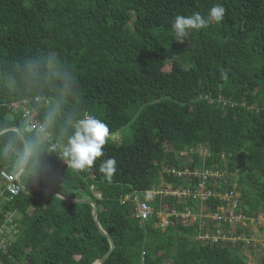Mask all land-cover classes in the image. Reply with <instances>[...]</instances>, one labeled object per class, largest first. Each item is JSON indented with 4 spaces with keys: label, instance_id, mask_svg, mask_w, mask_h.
<instances>
[{
    "label": "trees",
    "instance_id": "obj_1",
    "mask_svg": "<svg viewBox=\"0 0 264 264\" xmlns=\"http://www.w3.org/2000/svg\"><path fill=\"white\" fill-rule=\"evenodd\" d=\"M217 4L226 9L223 20L189 29L181 48L172 27L176 16L207 17ZM220 95L236 105L209 99ZM37 97L50 99L49 105L34 103ZM23 99L31 101L58 150H50L12 105ZM252 105L264 106V0H0V172H14L24 158L19 133L7 130L17 127L31 151L20 175L24 187L97 203L99 223L116 245L104 264H250L239 246H256L252 222L243 228L249 245L205 243L197 238L206 231L199 221L187 225L174 218L161 228L156 214L141 222L132 217L134 204L121 199L134 192L144 198L162 183L188 186L164 169L200 167L194 150L205 147L207 167L232 173L217 189L235 188L255 225L264 218V109ZM85 112L103 120L109 136L131 125L132 139H107L103 155L77 171L62 149ZM110 157L117 164L108 182L99 168ZM160 199L150 202L156 211L202 208L189 198L169 196L162 205ZM0 200L6 245L0 264H93L110 249L89 204L46 191ZM221 204L211 199L206 206L215 212ZM8 212L13 222L4 223ZM256 225L264 240V224Z\"/></svg>",
    "mask_w": 264,
    "mask_h": 264
},
{
    "label": "built area",
    "instance_id": "obj_2",
    "mask_svg": "<svg viewBox=\"0 0 264 264\" xmlns=\"http://www.w3.org/2000/svg\"><path fill=\"white\" fill-rule=\"evenodd\" d=\"M209 99L211 102L217 103L223 107H234L236 105L235 102L221 95L217 98ZM33 101L34 103L40 102L44 105H49L50 103V99H42L38 97ZM12 105L21 108L22 118L24 121L43 136V138L49 143L50 150L56 151L60 148V145L54 141L53 134L46 129L45 125L35 118L30 100L23 99L13 103ZM242 105L246 106L245 103H242ZM248 108L259 111L264 109V106L259 107L258 105H252ZM88 115L91 114L85 112L83 118ZM40 129H44V131L41 132ZM194 151L203 162L200 167H167L164 169V172L168 173L169 176L188 180V186L172 187L171 184L162 183V185L158 188L145 191L143 193L144 198L141 197L140 192H134V194H128L123 197L121 199V203L131 202L134 204L132 217L140 220L141 222L150 220L153 215L156 214L161 228H166L169 225H172L174 218L176 221L187 225L194 224L196 221H199L202 227H206V231L197 236V238L205 243L219 244L231 242L236 245L244 242L246 245H249L252 239L243 231V228L249 225V222H252L253 224V218L241 209V197L239 192L235 188L217 189V185L226 183L232 173L228 175L226 170L227 168L222 169L218 167H207L205 162L210 157V151L207 148L197 147ZM185 155L186 152L180 153V156L182 157ZM0 176L5 186L2 190H0V195L8 201H13L14 198L22 191L19 184L20 176L16 174L15 171L12 173L1 171ZM90 189L93 191L94 186H91ZM96 195L98 198H101L100 193H96ZM158 196L161 198V205L167 197L173 196L179 201L186 200L188 198L198 201L202 204V208L196 212L189 208L179 212L176 209H168L165 206H162L156 211L150 202ZM211 199L219 200L222 203L217 207L215 212H212L209 210V207L206 206ZM13 219L14 214L12 212H8L4 223H11L13 222ZM208 222H213L215 224L212 230L208 226H205ZM224 224H227L230 227L225 229L223 227ZM4 228L5 225L0 227V250L3 252L6 251V245L3 239L5 235Z\"/></svg>",
    "mask_w": 264,
    "mask_h": 264
},
{
    "label": "clouds",
    "instance_id": "obj_3",
    "mask_svg": "<svg viewBox=\"0 0 264 264\" xmlns=\"http://www.w3.org/2000/svg\"><path fill=\"white\" fill-rule=\"evenodd\" d=\"M226 9L223 5L217 4L209 9L207 17L200 13H193L191 16L179 15L173 21L172 27L175 30L176 41L183 42L189 29L200 30L207 28L210 22H221ZM221 78L227 79L226 71L221 70ZM41 132L44 129H40ZM109 137V127L101 119L88 115L79 119L71 125V134L67 137V143L63 146L62 156L68 167L77 170H87L97 158L103 155L102 148ZM117 161L110 157L100 163V172L104 178L111 182L116 172Z\"/></svg>",
    "mask_w": 264,
    "mask_h": 264
},
{
    "label": "water",
    "instance_id": "obj_4",
    "mask_svg": "<svg viewBox=\"0 0 264 264\" xmlns=\"http://www.w3.org/2000/svg\"><path fill=\"white\" fill-rule=\"evenodd\" d=\"M10 129L15 130L16 132L19 133V135H20V137H21V139H22V141L24 143V146H25V155H24V158H23L21 164L15 170V173L20 176L21 173L24 171L25 167L28 164L31 151H30V147H29V145L27 143V140H26L25 136L20 132V130L17 127L7 128V130H10ZM19 184H20V186L22 188V191L23 192H26V193H32L34 191H46V192H50V193H52L54 195H57V196H59L61 198H64V199L69 200V201H72V202L85 203V204L91 205L92 206V216L94 218V221H95L98 229L100 230V232L104 236H106L108 238V240L110 242V249H109V251L103 257H101L97 261H95L93 264H104V262L107 260V258L111 255V253L115 249L116 245H115V242L113 241V239L103 230V228L101 227V225L99 223V220H98V206H97V203L94 200H92V199H71V198H66L63 195H61L60 193H57L56 191L51 190V189H48L46 187H36L35 189L29 190V189H27L26 187L23 186V184L21 183V181H19ZM257 230H258V228H257ZM259 236H260V233L257 236L254 237V240L256 241Z\"/></svg>",
    "mask_w": 264,
    "mask_h": 264
},
{
    "label": "rangeland",
    "instance_id": "obj_5",
    "mask_svg": "<svg viewBox=\"0 0 264 264\" xmlns=\"http://www.w3.org/2000/svg\"><path fill=\"white\" fill-rule=\"evenodd\" d=\"M188 37L186 36L185 40L183 42H179V46L181 48H184L187 44ZM187 67L188 64H185ZM111 141H114L118 139L120 142L129 143L132 139V127L131 125L126 126L121 131L115 133L114 135L109 136ZM256 224L263 225L264 224V218H259V220L255 221ZM255 224V225H256ZM257 226V225H256ZM253 235H257V233H253ZM256 246L254 247L252 244V248L249 246L240 245L239 246V253L245 256L246 260L250 264H259L261 261L262 256L264 255V240L261 237H258L256 240ZM173 252V251H172Z\"/></svg>",
    "mask_w": 264,
    "mask_h": 264
},
{
    "label": "crops",
    "instance_id": "obj_6",
    "mask_svg": "<svg viewBox=\"0 0 264 264\" xmlns=\"http://www.w3.org/2000/svg\"><path fill=\"white\" fill-rule=\"evenodd\" d=\"M251 226H252L253 231H254L255 233H257V232H258V230H257V226H255L254 224H252ZM255 236H257V235H255ZM255 236H254V237H255Z\"/></svg>",
    "mask_w": 264,
    "mask_h": 264
}]
</instances>
